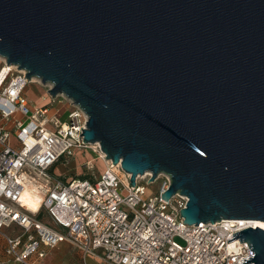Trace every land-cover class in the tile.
<instances>
[{
    "label": "water",
    "instance_id": "obj_1",
    "mask_svg": "<svg viewBox=\"0 0 264 264\" xmlns=\"http://www.w3.org/2000/svg\"><path fill=\"white\" fill-rule=\"evenodd\" d=\"M0 57L80 106L132 187L169 175L184 223L264 222V0H0ZM237 238L264 264L263 229Z\"/></svg>",
    "mask_w": 264,
    "mask_h": 264
},
{
    "label": "built area",
    "instance_id": "obj_2",
    "mask_svg": "<svg viewBox=\"0 0 264 264\" xmlns=\"http://www.w3.org/2000/svg\"><path fill=\"white\" fill-rule=\"evenodd\" d=\"M0 59V238L4 241L0 264H47L62 243L79 253L80 261L72 264L251 260L253 251L244 239L228 240L235 233L256 229L250 223L254 221L184 223L181 211L189 199L177 193L170 201L162 200L171 185L169 175L160 174L165 178L153 197L146 196L143 184H150V173L137 176L132 187L131 174L107 160L99 143L84 142L81 134L89 117L80 106L57 95L60 104L67 101L72 108L61 121V110L51 115L48 105H33L25 94L31 82L27 72ZM53 87L46 85L48 93ZM90 147L105 162L100 179L93 175L63 179L55 174L59 163ZM8 228H14L13 235L4 232Z\"/></svg>",
    "mask_w": 264,
    "mask_h": 264
},
{
    "label": "rangeland",
    "instance_id": "obj_3",
    "mask_svg": "<svg viewBox=\"0 0 264 264\" xmlns=\"http://www.w3.org/2000/svg\"><path fill=\"white\" fill-rule=\"evenodd\" d=\"M1 61L2 60L0 59V70L3 66V62ZM33 79H35L34 81H37V83L41 86L36 84V82L34 81H31L29 83L28 85L29 99H33V100L35 99V101L37 100L39 106L49 105L50 108L57 107L60 104V100H61L60 97H56V98L52 97L46 89V84H43L37 78H33ZM44 95H47L48 97L47 102L42 101V97ZM64 102L65 104L61 105L63 107V110L61 113V116L62 115L63 116L61 117V121L67 118V115L65 113L66 110L72 109L71 106L70 107L66 106V104H68L67 101H64ZM93 150H94V147H90L86 151L84 150L77 151L76 156L74 158L66 162H61L56 166L55 174L57 176H61L63 179H70L74 177L83 178L88 175H93V176H96L97 179H100L105 171V162H103L100 158H98L97 154H95ZM90 162H92L91 165L88 164ZM164 178L165 177L163 175L162 176L159 175L155 182L150 183V184L145 183V182L143 183L147 189L146 191L147 197H153L158 194L159 188ZM4 232L7 233L8 235H13L14 228L4 229ZM178 241L182 242L180 240ZM65 244L66 243H62L57 248L56 250L57 253H54L53 255V258L56 262H54L53 264H72V263L80 261L79 256L75 253L74 250H72L73 248ZM69 247L72 248L71 253L68 254L67 256L65 255L64 259L61 258L60 253L58 252L62 251L63 249H65L64 251H66ZM3 248H4V241L2 240V238H0V254L3 251ZM51 255L52 254H50V256Z\"/></svg>",
    "mask_w": 264,
    "mask_h": 264
},
{
    "label": "crops",
    "instance_id": "obj_4",
    "mask_svg": "<svg viewBox=\"0 0 264 264\" xmlns=\"http://www.w3.org/2000/svg\"><path fill=\"white\" fill-rule=\"evenodd\" d=\"M2 62V61H1ZM34 82H36V84H38L37 83V81H34ZM29 85V84H28ZM28 85H27V87H26V89H25V94H26V96H27V98H28V100H29V102L30 103H32L33 105H38V101L36 100L35 101V99L33 100V99H29V91H28ZM39 85V84H38ZM39 86H41V85H39ZM43 98H46V101L45 102H47L48 101V97H47V95H44L43 97H42V101H43ZM40 100V99H39ZM41 101V100H40ZM44 102V101H43ZM65 104V103H64ZM64 104H59L57 107H53V108H50V106L48 105V107H49V109H50V112H51V115H55V113H56V111L57 110H61V113H62V110H63V107L61 106V105H64ZM66 106L67 107H70L68 104H66ZM70 110V109H69ZM69 110L67 109L66 110V115L68 114V112H69ZM64 113V114H65ZM63 116V115H62ZM61 116V114H60V118L62 117ZM55 170H56V168H55ZM65 245H67V244H65ZM71 247V246H70ZM68 248L66 251H64L65 249H63L62 251H60V252H58V253H60V256H61V258H63L64 259V256L66 255H68V254H70L71 253V249L72 248ZM57 249H55V250H53L52 252H51V256H49V258L46 260V262H47V264H53L54 262H56L55 260H54V258H53V255H54V253H57V251H56ZM72 250H74L75 251V253L79 256V253L75 250V249H72ZM79 259H80V257H79ZM58 262V261H57ZM62 263V262H61Z\"/></svg>",
    "mask_w": 264,
    "mask_h": 264
},
{
    "label": "bare ground",
    "instance_id": "obj_5",
    "mask_svg": "<svg viewBox=\"0 0 264 264\" xmlns=\"http://www.w3.org/2000/svg\"><path fill=\"white\" fill-rule=\"evenodd\" d=\"M35 79H32L31 81H34ZM146 175H149L148 173ZM41 189L43 190L44 188L42 186H34V190H38ZM31 205L34 207V204L31 203ZM253 225H255V227H260L264 229V222H260V221H254V222H250Z\"/></svg>",
    "mask_w": 264,
    "mask_h": 264
}]
</instances>
